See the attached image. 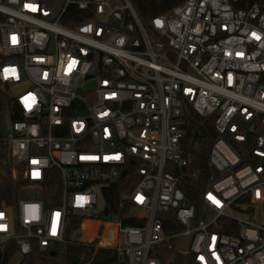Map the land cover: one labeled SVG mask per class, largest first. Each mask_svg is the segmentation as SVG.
<instances>
[{"label": "built area", "instance_id": "obj_1", "mask_svg": "<svg viewBox=\"0 0 264 264\" xmlns=\"http://www.w3.org/2000/svg\"><path fill=\"white\" fill-rule=\"evenodd\" d=\"M121 1L0 0V82L20 114L0 127V162L34 188L0 207V247L14 240L22 258L78 242L113 249L115 264H264V223L252 219L264 205V3L184 0L145 24ZM189 109L216 118L219 173L200 208L186 193L198 178ZM126 170L138 181L104 216ZM173 249L181 258L165 259Z\"/></svg>", "mask_w": 264, "mask_h": 264}, {"label": "trees", "instance_id": "obj_2", "mask_svg": "<svg viewBox=\"0 0 264 264\" xmlns=\"http://www.w3.org/2000/svg\"><path fill=\"white\" fill-rule=\"evenodd\" d=\"M184 0H131L139 18L147 24L150 17L169 11L173 6ZM264 3V0H234L236 7L246 8L252 3ZM0 82V126L1 115L4 109H9L12 120L18 119L20 114L17 107L12 103L10 95L6 93ZM215 116H200L194 110L189 109L187 113L186 141L187 148L193 154V163L191 170L198 173L196 180H190L186 183V193L190 202L196 204L198 208L202 202V191L211 175L210 150L217 136L215 129ZM138 181L136 173L133 171H124L120 180L110 186L106 192L107 207L103 215H109L117 212L118 196L123 190H132ZM25 180L12 176L9 164L0 162V207H16L23 196L25 189ZM165 222L171 230H182V225L174 217L173 212L164 213ZM74 218V217H73ZM77 218V217H75ZM79 222L78 218L73 219ZM2 248V249H1ZM18 246L14 240H8L0 247V264H11L12 258L17 255ZM70 255H77L81 261L77 264H115L116 253L111 248H98L77 243H57L51 249L39 250L35 247L31 253L20 258L15 264H75L69 260ZM165 259L170 256L181 258L174 249L165 250Z\"/></svg>", "mask_w": 264, "mask_h": 264}, {"label": "rangeland", "instance_id": "obj_3", "mask_svg": "<svg viewBox=\"0 0 264 264\" xmlns=\"http://www.w3.org/2000/svg\"><path fill=\"white\" fill-rule=\"evenodd\" d=\"M122 1L121 0H115L114 3L116 4H120ZM3 90L8 93V95L10 96H16V92H15V88H8L6 86H2ZM1 129L3 131H10L12 129V118L9 112V109H4V111L2 112L1 115ZM15 161V160H14ZM18 168H23L22 166H20L19 164L16 165ZM27 191L29 192H33L34 188L32 186H30V188H25L23 191V196L22 198H29L30 196L27 194ZM98 209H101L104 206V200L102 199L101 195L99 196V200H98ZM255 212L252 211V219L260 222V223H264V205H256L254 206ZM16 216V214H15ZM88 226H90V224L88 222L84 223V227L87 228ZM20 256L19 255H15L12 260H11V264H15L16 262H18Z\"/></svg>", "mask_w": 264, "mask_h": 264}, {"label": "water", "instance_id": "obj_4", "mask_svg": "<svg viewBox=\"0 0 264 264\" xmlns=\"http://www.w3.org/2000/svg\"><path fill=\"white\" fill-rule=\"evenodd\" d=\"M19 90H20V88L16 89V91H19ZM211 170H212L214 176L219 173V171L217 170V168L213 164H211ZM187 239H189V238L188 237H183L181 239L180 246H179L180 249H182V250L187 249V245H186V240ZM69 260L72 263L77 264V263H79L81 261V258L79 256H77V255H70Z\"/></svg>", "mask_w": 264, "mask_h": 264}, {"label": "snow or ice", "instance_id": "obj_5", "mask_svg": "<svg viewBox=\"0 0 264 264\" xmlns=\"http://www.w3.org/2000/svg\"><path fill=\"white\" fill-rule=\"evenodd\" d=\"M26 7H33L32 5H26ZM253 36H256L257 39H259V37L256 35V33H253ZM13 41L15 42V37H13ZM115 95V94H113ZM116 159H119V156L117 155L116 157H114ZM81 159H96V157H81ZM105 159H108V157H105ZM209 199L213 200L214 203H216L217 205H219V201L215 200L214 197H212L211 195H209ZM213 239H215V237H213Z\"/></svg>", "mask_w": 264, "mask_h": 264}, {"label": "crops", "instance_id": "obj_6", "mask_svg": "<svg viewBox=\"0 0 264 264\" xmlns=\"http://www.w3.org/2000/svg\"><path fill=\"white\" fill-rule=\"evenodd\" d=\"M79 226V224L77 223V227ZM76 227V226H75ZM78 244V242H77ZM79 244H83V243H79ZM84 245H87V244H84ZM87 246H91V245H87ZM91 247H94V246H91ZM95 248V247H94ZM104 248V247H103ZM95 249H98V248H95Z\"/></svg>", "mask_w": 264, "mask_h": 264}]
</instances>
